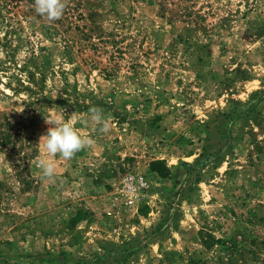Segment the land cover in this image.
Wrapping results in <instances>:
<instances>
[{
  "label": "rangeland",
  "instance_id": "374dc122",
  "mask_svg": "<svg viewBox=\"0 0 264 264\" xmlns=\"http://www.w3.org/2000/svg\"><path fill=\"white\" fill-rule=\"evenodd\" d=\"M0 264H264V0H0Z\"/></svg>",
  "mask_w": 264,
  "mask_h": 264
},
{
  "label": "clouds",
  "instance_id": "9594fccd",
  "mask_svg": "<svg viewBox=\"0 0 264 264\" xmlns=\"http://www.w3.org/2000/svg\"><path fill=\"white\" fill-rule=\"evenodd\" d=\"M68 0H34L35 12L46 18L49 22L59 20L67 7ZM52 109V108H50ZM76 114L73 113L65 119L64 110L55 112L45 122L52 125L47 133L40 137L43 156L38 158L37 167L40 179L55 183L57 180L56 158L68 161L75 155L94 145L95 141L88 135L83 134L80 129L74 127ZM85 125L91 123L96 126L100 133L108 134L111 131V118L106 116L103 110L93 106L89 109L87 119L82 121Z\"/></svg>",
  "mask_w": 264,
  "mask_h": 264
},
{
  "label": "trees",
  "instance_id": "16d2710c",
  "mask_svg": "<svg viewBox=\"0 0 264 264\" xmlns=\"http://www.w3.org/2000/svg\"><path fill=\"white\" fill-rule=\"evenodd\" d=\"M8 137V136H7ZM7 137H4V138H7ZM159 164H157V163H151V169L153 170V171H157L161 176H167V173H169L168 172V170L166 169V168H161L160 166H158ZM199 234H201V241H202V243L205 245V246H207V247H210L211 246V244H212V242L215 240L210 234H208L207 232H202L201 231V233H199ZM230 258H228V259H231V256H229Z\"/></svg>",
  "mask_w": 264,
  "mask_h": 264
}]
</instances>
